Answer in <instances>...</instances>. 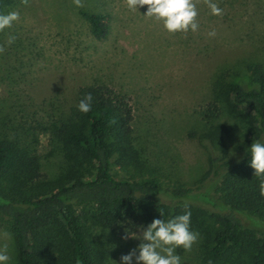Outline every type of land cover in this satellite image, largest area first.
<instances>
[{"label": "trees", "instance_id": "1", "mask_svg": "<svg viewBox=\"0 0 264 264\" xmlns=\"http://www.w3.org/2000/svg\"><path fill=\"white\" fill-rule=\"evenodd\" d=\"M16 2L20 0H0V14ZM81 16L94 40L108 38L106 15ZM243 68L246 80L227 65L217 68L208 82L210 100L200 112L205 127L186 133L206 153L200 161L202 176L192 186L165 187L154 173L145 174L130 101L106 83L74 90L60 104L56 119L43 128L63 160L54 178L42 171L33 143L1 120L0 215L8 220L15 264H113L116 245L95 241L92 229L111 231L122 240L154 219L184 214L186 204L190 230L199 239L188 256L177 252L181 264H264V234L242 222L244 215L264 223L259 191L264 176L254 175L250 166L251 144L264 143V67L249 63ZM88 93L92 108L82 113L77 106ZM224 113L248 125L249 138L227 143L226 128L212 122ZM114 167L129 176L118 178ZM204 183L216 188L213 209L194 204L198 196L206 202L200 194Z\"/></svg>", "mask_w": 264, "mask_h": 264}, {"label": "rangeland", "instance_id": "2", "mask_svg": "<svg viewBox=\"0 0 264 264\" xmlns=\"http://www.w3.org/2000/svg\"><path fill=\"white\" fill-rule=\"evenodd\" d=\"M213 2L223 9L222 16L212 15L200 0L199 30L175 34L145 18L147 6L132 11L124 0H83L81 8L73 0H29L27 6L14 3L3 14L17 11L20 18L0 31V44L5 46L0 54V121L33 143L42 171L54 178L63 160L43 128L56 119L60 104L74 90L106 83L130 101L145 174L154 173L165 187L192 186L202 176L200 161L206 153L186 133L202 132L205 127L200 112L210 100L208 82L214 71L233 66V72L246 80L243 64L264 67V0ZM83 12L107 16L111 32L106 40L93 39ZM213 29L217 35L210 38L207 33ZM9 35L16 36L11 45L7 44ZM212 122L226 128V142L231 145L249 138L248 125L227 113ZM113 174L129 176L119 167H114ZM203 186L200 194L206 202L198 196L194 204L213 209L218 200L216 188ZM242 222L257 235L264 234V223L244 215ZM5 234H10L8 220L0 215V246L7 243L8 264H15L14 243ZM136 235L118 240L111 231L92 229L95 241L116 245L113 260L117 264L140 243ZM197 243L191 251L177 252L188 256Z\"/></svg>", "mask_w": 264, "mask_h": 264}, {"label": "clouds", "instance_id": "3", "mask_svg": "<svg viewBox=\"0 0 264 264\" xmlns=\"http://www.w3.org/2000/svg\"><path fill=\"white\" fill-rule=\"evenodd\" d=\"M21 4L27 6L29 0H20ZM200 0H124L126 7L132 11H138L139 8L147 6V11L143 16L147 19L161 23L163 29L169 34L177 32L187 33L190 30L197 32L199 23L197 21V4ZM203 3L210 9L211 14L222 16L223 9L213 0H203ZM77 8L84 7L83 0H73ZM20 18L19 12L12 11L7 14H0V31L10 28L12 24ZM217 35L213 29L207 33V36L214 38ZM16 36L9 35L7 44L15 42ZM5 51V46L0 44V54ZM93 96L88 93L80 100L78 110L82 113H88L92 108ZM251 161L250 166L254 169V175L264 176V143L255 142L250 146ZM260 195L264 196V181L259 185ZM177 215L172 219H154L146 227H142L136 239L140 241L138 246L132 249L128 254L120 257V264H181V256L177 249L191 251L193 245L199 239V233L190 230L191 212ZM161 217L163 212H160ZM10 239V234H5ZM127 239L128 235L122 237ZM10 256L8 255L7 243L0 246V264H8ZM114 264H117L114 261Z\"/></svg>", "mask_w": 264, "mask_h": 264}]
</instances>
